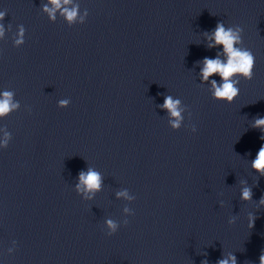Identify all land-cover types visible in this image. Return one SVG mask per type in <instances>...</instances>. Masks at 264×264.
Instances as JSON below:
<instances>
[{"label":"clouds","instance_id":"9594fccd","mask_svg":"<svg viewBox=\"0 0 264 264\" xmlns=\"http://www.w3.org/2000/svg\"><path fill=\"white\" fill-rule=\"evenodd\" d=\"M73 0H48L47 3L42 4L43 12L48 14L50 22L56 21V13L59 10L60 15L64 18L68 26L76 24H83L88 16V11L85 9L83 14L80 12L79 5H74ZM6 12L0 11V21L5 18ZM9 25V29H10ZM243 28L239 25L225 26L223 21L216 24L211 32H204L207 48L213 49L222 46V52H218L215 58L205 57L202 61L197 63L202 65L200 67V83H210V92L214 100L231 104L239 95L240 80L251 81L253 78V69L255 65V57L253 53L241 45L243 44ZM5 36V26L0 23V39ZM25 28L23 25L18 26V32L14 40V46L19 47L24 44ZM221 55L225 59H221ZM214 75L220 77L218 83L215 79H210ZM15 93L5 90L0 92V119L6 118L13 111L19 109V101L14 99ZM70 101L62 99L58 101L59 108L68 107ZM160 107L166 110L168 114V124L173 131H177L182 127L184 121L185 107H182V101L179 98H174L172 95H167L164 98L163 104ZM252 128L259 129L264 133V117H254ZM192 132L196 131L195 126L191 128ZM12 139L11 133L5 131L4 138L0 139V148H7L10 140ZM264 140V135L260 137ZM251 169L259 176H264V144L259 148L255 159L251 161ZM102 177L99 172L93 168H88L87 171H81L78 176V183L75 185L77 194L83 193L87 199H91L94 194L100 190ZM240 184H246V181H240ZM116 196L124 197L126 199H133L128 196L127 189L119 191ZM253 192L252 188L244 186L240 190V200L244 202L252 201ZM222 203V202H221ZM260 205H264V197L259 201ZM124 211L131 213L127 207ZM255 217L249 215V227H253ZM236 217L229 218L228 223L234 224ZM127 220L123 223L127 224ZM120 224L112 219L105 220V227L108 235H113L117 232ZM13 250L9 249L11 253ZM201 264H208L205 259ZM216 264H237V258L234 254L229 253L223 258L216 261ZM259 264H264V252L259 256Z\"/></svg>","mask_w":264,"mask_h":264}]
</instances>
